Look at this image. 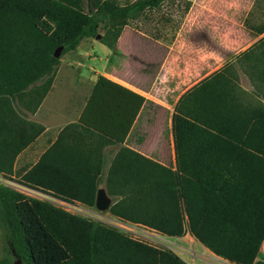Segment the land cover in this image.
<instances>
[{
  "label": "trees",
  "instance_id": "16d2710c",
  "mask_svg": "<svg viewBox=\"0 0 264 264\" xmlns=\"http://www.w3.org/2000/svg\"><path fill=\"white\" fill-rule=\"evenodd\" d=\"M191 6L192 0H0V228L6 252L0 264L13 263L12 249L21 264H189L172 250L137 241L115 226L72 214L50 198L19 188L95 207L99 189L95 181L71 184L89 175L81 171L88 156L72 165L79 170H70L54 163L52 154L64 133L75 127L89 147L99 132L109 141L125 137L130 126L102 128L92 117L95 104L103 99L104 83L116 93H132L127 88L100 76L79 122L67 125L28 170H15V160L45 129L28 113L39 108L51 89L65 53L76 50L84 38L97 36L116 53L125 27L156 16L171 22L167 39L173 41ZM255 29L263 32L264 22ZM58 46L64 48L55 57ZM134 95L141 108L145 97ZM103 103L112 113L109 101ZM173 133L176 169L122 148L136 167V179L133 185H117L118 157L113 160L106 179L113 202L107 212L170 236L188 230L216 255L256 264L264 237V121L203 120L194 113L182 114L177 107Z\"/></svg>",
  "mask_w": 264,
  "mask_h": 264
},
{
  "label": "crops",
  "instance_id": "0c3cea01",
  "mask_svg": "<svg viewBox=\"0 0 264 264\" xmlns=\"http://www.w3.org/2000/svg\"><path fill=\"white\" fill-rule=\"evenodd\" d=\"M219 1L222 2L218 6L226 7L228 20L234 21L235 0ZM263 22L250 24L246 20L245 26L251 35L235 40L234 43L238 44L234 46L235 51L232 54L229 52L227 58L207 72H204L203 60H196L191 71L179 72L174 67V72H169L172 69L167 67L170 52L166 53L155 70L144 73L148 76L146 85L141 83L140 70L127 62L125 50L121 48V57L118 58L121 67H116L114 71L109 67L111 55L108 53L103 57L96 52L95 43L100 37L84 38L77 50L61 58L51 89L39 108L34 113H28L30 120L44 125L45 129L17 155L15 170L24 172L31 168L56 143L67 125L80 121L100 76L132 93L123 90L116 93L114 88L104 83L100 95L103 102L109 101L112 113H107V103L100 101L94 106L97 114L92 120L102 128L125 130L130 127L125 137H113L112 141L99 132V135L93 136L90 147L83 141L85 138L79 127L64 133L60 146L53 151L54 163L79 170L72 165H77L78 159L88 156V160L81 163L84 165L81 171L89 172V175L73 179L71 184L74 185H91L95 181L99 188L106 189L108 171L117 157L116 184L133 185L136 179L133 174L137 170L130 155L122 151L123 147L176 169L173 116L177 107L182 114L194 113L203 120L227 123L264 121V31L259 33L255 29ZM220 55L222 53L218 52L217 57L221 58ZM95 59L99 60V64L88 66V60ZM84 67L92 74L85 73ZM198 74L201 76L192 78ZM110 92L116 93V96H107ZM134 94L145 97L141 108L139 98ZM256 260L264 264V254L259 253Z\"/></svg>",
  "mask_w": 264,
  "mask_h": 264
},
{
  "label": "rangeland",
  "instance_id": "374dc122",
  "mask_svg": "<svg viewBox=\"0 0 264 264\" xmlns=\"http://www.w3.org/2000/svg\"><path fill=\"white\" fill-rule=\"evenodd\" d=\"M117 1L125 3L131 0ZM192 1L194 4L184 17L173 41L167 39L172 34L170 30L171 22L165 23L164 19L156 16L152 21H134L127 26L122 33L116 53H113L100 40L95 43L96 52L99 55H103V57H106L109 53L111 55L109 67L116 71V67H121L118 65V58L121 57L119 52H121L122 48L127 52V62H131L134 68L136 67L140 70L141 83L146 85L148 76H145L144 73L155 70L161 61V57L168 52H170V59H168L167 67H172L169 72H174V67L179 72L184 70L191 71L195 68L196 60H203L204 72L212 70L221 60L227 58L229 52L232 54L235 51L234 46H238L237 43H234L235 40H242L251 35L245 26L246 20H249L250 24H257L264 20V0H235L234 21L228 20L225 5L218 6L222 1ZM171 10L169 7L166 9L168 12H171ZM165 24H167L166 28L164 27ZM139 28L142 29L140 30ZM103 32L101 29V33ZM164 33L165 35H163ZM159 34L162 37L156 39L155 37ZM231 37L232 39H230ZM229 46H231V49ZM71 52L73 51L65 53L62 57H66ZM218 52L222 53L220 55L221 58L217 57ZM88 62V66L99 64L97 59L88 60ZM83 71L92 74L87 67H84ZM199 76L201 74L193 75L192 78L196 79ZM149 107L153 106L150 105ZM154 109L159 108L155 107ZM21 190L28 194L36 195L32 191ZM91 210L93 213H103L95 207H92ZM175 243L178 245H175L176 247L183 250H176L177 254L190 264H212L213 253L206 249L195 237L185 234L181 238L176 239ZM4 247V233L0 228V258L6 255ZM191 249L195 251L193 252L195 256L188 254ZM15 259L16 257L13 256V263ZM257 264L261 263L258 262Z\"/></svg>",
  "mask_w": 264,
  "mask_h": 264
},
{
  "label": "built area",
  "instance_id": "2783aa9c",
  "mask_svg": "<svg viewBox=\"0 0 264 264\" xmlns=\"http://www.w3.org/2000/svg\"><path fill=\"white\" fill-rule=\"evenodd\" d=\"M19 187H20V189H25L27 191L34 192L36 194L34 196H38V197H42V198H50L56 205L62 207L64 210H66L72 214L91 217L93 219H96V220L102 221L104 223H107L109 225L115 226L119 230L128 234L131 238H133L137 241L144 242V243H146L150 246H153L155 248H158V249H169V250H172L174 252H176V250L177 251H183V250L179 249L178 247H176L178 245L175 243V240L181 238V236H179V237L170 236V235L160 231L157 228H154V227L142 224V223L123 220V219H121V218H119V217H117V216H115V215H113L107 211H101L103 213H93L91 210L92 207H89V206H87V205H85L79 201L70 202V201L59 199V198L51 197V196L46 195L42 192L35 191L33 189H30V188L22 186V185H19ZM30 195H33V194H30ZM39 195H42V196H39ZM185 234L192 236L188 230L184 233V235ZM259 251H260L259 253L264 254V237L261 241ZM193 252H195V251L193 249H191L190 252H188V254L195 256V254ZM176 253H178V252H176ZM213 255L214 256L212 257V260H211L212 264H241V263H237L235 261H231L229 259H226L224 257L218 256L215 253H213Z\"/></svg>",
  "mask_w": 264,
  "mask_h": 264
},
{
  "label": "water",
  "instance_id": "95a60500",
  "mask_svg": "<svg viewBox=\"0 0 264 264\" xmlns=\"http://www.w3.org/2000/svg\"><path fill=\"white\" fill-rule=\"evenodd\" d=\"M99 38V36H97ZM64 46H58L54 51L55 57H60ZM112 204V198L108 195L105 188H99L96 194L95 207L100 211H107ZM12 252L16 259L13 264H21L20 259L16 256L15 250L12 249Z\"/></svg>",
  "mask_w": 264,
  "mask_h": 264
}]
</instances>
